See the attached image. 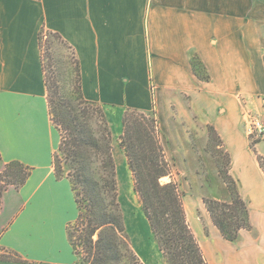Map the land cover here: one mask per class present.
I'll use <instances>...</instances> for the list:
<instances>
[{"label": "crops", "instance_id": "0c3cea01", "mask_svg": "<svg viewBox=\"0 0 264 264\" xmlns=\"http://www.w3.org/2000/svg\"><path fill=\"white\" fill-rule=\"evenodd\" d=\"M42 30L73 49L86 100L122 117L127 109L155 110L178 176L196 165L198 127H214L253 228L227 240L204 203L229 201L216 193L190 196L188 221L207 264H264V170L235 121L237 97L264 101L263 0H0V162L33 168L12 193L18 210L0 233V253L15 260L0 264L79 261L68 238L75 196L53 167L60 135L49 112Z\"/></svg>", "mask_w": 264, "mask_h": 264}, {"label": "trees", "instance_id": "16d2710c", "mask_svg": "<svg viewBox=\"0 0 264 264\" xmlns=\"http://www.w3.org/2000/svg\"><path fill=\"white\" fill-rule=\"evenodd\" d=\"M47 33L63 39L47 30H42L39 35L50 117L60 135V144L53 156L55 177L70 181L78 207V217L68 227V238L78 255V264H144L132 247L120 205L112 130L106 107L86 100L81 85L78 98L59 97L54 91L56 87L47 78L43 60V37ZM78 77L80 83L79 65ZM122 121L121 145L134 176L142 209L164 258L168 264H207L188 221L178 184L173 179L162 182L163 178H172L173 170L161 142L155 112L127 109ZM253 151L264 170L262 158ZM227 156L226 166L220 168V174L230 199L204 198V203L223 236L236 241L242 230L250 231L253 227L248 205L230 175L231 158L229 154ZM5 166L0 174V206L7 188L19 189L33 171L18 161ZM12 260L15 259L9 255L0 258V261Z\"/></svg>", "mask_w": 264, "mask_h": 264}, {"label": "rangeland", "instance_id": "374dc122", "mask_svg": "<svg viewBox=\"0 0 264 264\" xmlns=\"http://www.w3.org/2000/svg\"><path fill=\"white\" fill-rule=\"evenodd\" d=\"M43 60L47 78L52 80L53 85L56 87L54 91L57 92L58 96L66 98L80 97L78 61L73 49L63 40L47 33L43 37ZM237 103L236 125L240 126V130L247 137L250 148L256 150L264 164L263 136L256 138L249 136L247 133V124L251 120L259 119L264 122V101L258 97H237ZM105 110L112 130V152L117 167L120 205L132 247L144 264H168L159 250L148 219L142 209L140 197L135 190L134 176L129 169L127 156L121 145L122 116L120 113L113 112L114 109L110 107H106ZM200 128L202 129V127H198L197 136H192L196 165L186 164L187 174L183 177L173 173L174 181L178 184L183 196L184 206L189 202L190 196L195 199L201 194L208 196L216 193L223 195L222 197L226 199L230 198L223 176L220 174V168L226 166L228 152L224 148L220 136L217 132L215 133L214 127H205V132L201 131ZM189 131L194 132L190 129ZM258 143L261 144L257 146ZM5 167L0 162V174L5 170ZM179 168L184 169L182 166ZM174 169L175 172L178 171L177 167H174ZM195 174L200 175L198 179H196ZM162 182L166 183L164 179H162ZM7 189V192L9 190L12 192L10 194L5 192L1 199L0 233L18 210L16 197L12 196V193L17 189L14 187ZM224 193L226 194L224 195ZM68 199L70 205V198ZM71 209H73L72 206ZM195 212L200 216V211ZM2 256L3 254L0 253V257Z\"/></svg>", "mask_w": 264, "mask_h": 264}, {"label": "built area", "instance_id": "2783aa9c", "mask_svg": "<svg viewBox=\"0 0 264 264\" xmlns=\"http://www.w3.org/2000/svg\"><path fill=\"white\" fill-rule=\"evenodd\" d=\"M247 133L252 137H261L264 135V122L259 119H253L247 124Z\"/></svg>", "mask_w": 264, "mask_h": 264}, {"label": "water", "instance_id": "95a60500", "mask_svg": "<svg viewBox=\"0 0 264 264\" xmlns=\"http://www.w3.org/2000/svg\"><path fill=\"white\" fill-rule=\"evenodd\" d=\"M263 139H264V135H263Z\"/></svg>", "mask_w": 264, "mask_h": 264}, {"label": "bare ground", "instance_id": "6f19581e", "mask_svg": "<svg viewBox=\"0 0 264 264\" xmlns=\"http://www.w3.org/2000/svg\"><path fill=\"white\" fill-rule=\"evenodd\" d=\"M163 179H165V178H163Z\"/></svg>", "mask_w": 264, "mask_h": 264}]
</instances>
